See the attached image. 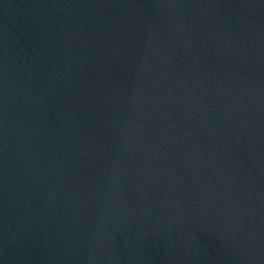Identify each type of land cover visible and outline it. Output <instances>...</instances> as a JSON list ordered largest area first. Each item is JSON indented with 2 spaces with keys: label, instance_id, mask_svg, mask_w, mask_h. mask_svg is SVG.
Instances as JSON below:
<instances>
[{
  "label": "water",
  "instance_id": "obj_1",
  "mask_svg": "<svg viewBox=\"0 0 264 264\" xmlns=\"http://www.w3.org/2000/svg\"><path fill=\"white\" fill-rule=\"evenodd\" d=\"M0 264H264V0H0Z\"/></svg>",
  "mask_w": 264,
  "mask_h": 264
}]
</instances>
